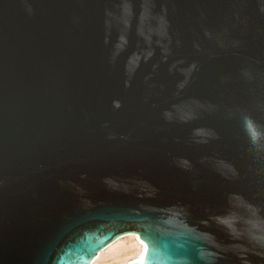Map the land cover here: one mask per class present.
<instances>
[{"label":"water","instance_id":"obj_1","mask_svg":"<svg viewBox=\"0 0 264 264\" xmlns=\"http://www.w3.org/2000/svg\"><path fill=\"white\" fill-rule=\"evenodd\" d=\"M264 264V0H0V264Z\"/></svg>","mask_w":264,"mask_h":264},{"label":"bare ground","instance_id":"obj_2","mask_svg":"<svg viewBox=\"0 0 264 264\" xmlns=\"http://www.w3.org/2000/svg\"><path fill=\"white\" fill-rule=\"evenodd\" d=\"M145 249L146 244H142L134 235L122 237L115 244L100 250L91 264L141 263Z\"/></svg>","mask_w":264,"mask_h":264}]
</instances>
